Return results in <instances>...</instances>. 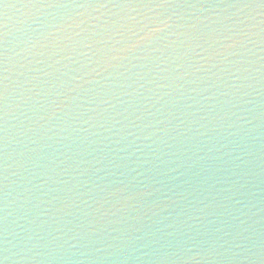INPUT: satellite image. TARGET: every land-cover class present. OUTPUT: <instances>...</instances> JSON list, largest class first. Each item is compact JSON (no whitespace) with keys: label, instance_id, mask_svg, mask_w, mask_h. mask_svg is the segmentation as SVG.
<instances>
[{"label":"water","instance_id":"water-1","mask_svg":"<svg viewBox=\"0 0 264 264\" xmlns=\"http://www.w3.org/2000/svg\"><path fill=\"white\" fill-rule=\"evenodd\" d=\"M0 264H264V0H0Z\"/></svg>","mask_w":264,"mask_h":264}]
</instances>
